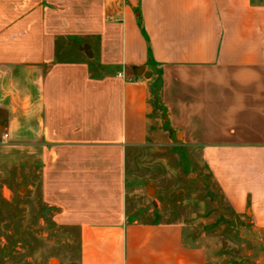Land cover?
<instances>
[{"label": "crops", "instance_id": "0c3cea01", "mask_svg": "<svg viewBox=\"0 0 264 264\" xmlns=\"http://www.w3.org/2000/svg\"><path fill=\"white\" fill-rule=\"evenodd\" d=\"M91 1L0 0V140L38 162L76 264H210L129 213L127 158L177 137L264 232V0Z\"/></svg>", "mask_w": 264, "mask_h": 264}, {"label": "rangeland", "instance_id": "374dc122", "mask_svg": "<svg viewBox=\"0 0 264 264\" xmlns=\"http://www.w3.org/2000/svg\"><path fill=\"white\" fill-rule=\"evenodd\" d=\"M78 1L83 0H71L76 17L84 12ZM176 138L166 134L159 144L128 156L129 213L140 221L184 223L190 243L207 248L210 264H264V232L251 224L249 213L234 212L200 154ZM39 168L30 155L0 140V264H76L79 259L80 235L60 224L54 218L58 209L43 202Z\"/></svg>", "mask_w": 264, "mask_h": 264}, {"label": "water", "instance_id": "95a60500", "mask_svg": "<svg viewBox=\"0 0 264 264\" xmlns=\"http://www.w3.org/2000/svg\"><path fill=\"white\" fill-rule=\"evenodd\" d=\"M143 71H144L143 68H138V69H136V73H137V75H139V76H141V75L143 74ZM144 76H145L146 78H150V74H145ZM222 264H227V262L224 261Z\"/></svg>", "mask_w": 264, "mask_h": 264}, {"label": "built area", "instance_id": "2783aa9c", "mask_svg": "<svg viewBox=\"0 0 264 264\" xmlns=\"http://www.w3.org/2000/svg\"><path fill=\"white\" fill-rule=\"evenodd\" d=\"M7 136H5V138H6Z\"/></svg>", "mask_w": 264, "mask_h": 264}]
</instances>
